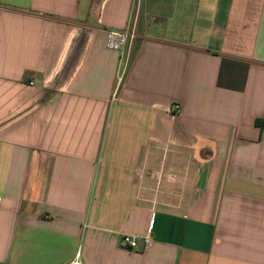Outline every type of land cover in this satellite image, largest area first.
Here are the masks:
<instances>
[{"label":"crops","instance_id":"0c3cea01","mask_svg":"<svg viewBox=\"0 0 264 264\" xmlns=\"http://www.w3.org/2000/svg\"><path fill=\"white\" fill-rule=\"evenodd\" d=\"M78 253L264 264V0H0V264Z\"/></svg>","mask_w":264,"mask_h":264},{"label":"built area","instance_id":"2783aa9c","mask_svg":"<svg viewBox=\"0 0 264 264\" xmlns=\"http://www.w3.org/2000/svg\"><path fill=\"white\" fill-rule=\"evenodd\" d=\"M136 38V30L135 26L131 25L124 30L115 31L111 30L107 32V48L112 51H117L125 54L127 57L130 53L131 46ZM174 111L179 112V106L176 105L174 107ZM151 237L149 235L138 238L126 236L122 239V244L124 247L129 248L131 250H138L143 247L146 249L151 244ZM72 264H82L80 260V253L77 254L76 259L72 262Z\"/></svg>","mask_w":264,"mask_h":264}]
</instances>
